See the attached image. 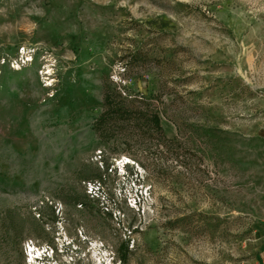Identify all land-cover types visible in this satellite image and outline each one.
I'll return each mask as SVG.
<instances>
[{
    "label": "rangeland",
    "instance_id": "374dc122",
    "mask_svg": "<svg viewBox=\"0 0 264 264\" xmlns=\"http://www.w3.org/2000/svg\"><path fill=\"white\" fill-rule=\"evenodd\" d=\"M0 264H264V0H0Z\"/></svg>",
    "mask_w": 264,
    "mask_h": 264
},
{
    "label": "trees",
    "instance_id": "16d2710c",
    "mask_svg": "<svg viewBox=\"0 0 264 264\" xmlns=\"http://www.w3.org/2000/svg\"><path fill=\"white\" fill-rule=\"evenodd\" d=\"M111 95H109L107 92L103 94V104L105 106L101 116L99 117L98 121L99 123L103 124L105 121L107 120H111L114 117H128L130 115H134L135 110L134 108H130L128 106H126L124 104V100L123 98H121L119 95L117 96V99L115 101L111 100ZM147 111V110H146ZM145 110H138L137 114L139 115V117H141L142 119H146L148 120V122H150L155 129H157L158 131H160V126H159V118L157 116V114L155 112H146ZM122 167L124 168V171L129 170L128 167L129 163H123ZM133 173L135 174V171H133ZM129 175H131V170L129 171ZM128 173H125V177L127 178ZM131 180V179H129ZM141 197V195H139V193H133V195H128V198H131L132 200H134V198H136L137 200H139V198ZM126 199V197H125ZM132 225V223L130 222L128 224V226L130 227Z\"/></svg>",
    "mask_w": 264,
    "mask_h": 264
}]
</instances>
